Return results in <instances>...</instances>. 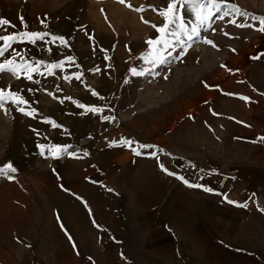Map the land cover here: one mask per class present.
Returning <instances> with one entry per match:
<instances>
[{"label":"rangeland","instance_id":"obj_1","mask_svg":"<svg viewBox=\"0 0 264 264\" xmlns=\"http://www.w3.org/2000/svg\"><path fill=\"white\" fill-rule=\"evenodd\" d=\"M170 2L0 0V37L43 34L0 40L18 68L0 89L27 101L0 108V167L16 170L0 175V264H131L155 248L186 264V171L205 146L230 151L264 69V0H215L203 23L177 5L186 31L170 26L154 66L147 41Z\"/></svg>","mask_w":264,"mask_h":264},{"label":"crops","instance_id":"obj_2","mask_svg":"<svg viewBox=\"0 0 264 264\" xmlns=\"http://www.w3.org/2000/svg\"><path fill=\"white\" fill-rule=\"evenodd\" d=\"M256 80L238 128L231 129V152L205 146L197 171H186L193 217L186 222V264H264V69ZM91 257L80 262L78 255L75 264H111L105 253ZM133 258L131 264H176L174 251L158 248Z\"/></svg>","mask_w":264,"mask_h":264},{"label":"snow or ice","instance_id":"obj_3","mask_svg":"<svg viewBox=\"0 0 264 264\" xmlns=\"http://www.w3.org/2000/svg\"><path fill=\"white\" fill-rule=\"evenodd\" d=\"M120 3H125V0H119ZM215 3V0H171V2L168 4V7L160 12V15H162L165 18V23L162 26L157 27L156 25H152L154 28H156L157 32L160 34L156 39H149L147 41V44L149 45V59L146 60L147 63H151L154 66L161 65L167 63V57L163 55V50L168 49L172 45L170 44V41L168 39L169 36V29L171 25H178L180 30L186 31V25L184 21V15L181 13L177 7V5H181V7L189 8V11L191 13L195 14V17L197 20H199L201 23H203L206 19L209 18V15L211 14V9L213 4ZM131 7V5H129ZM205 8H208V14H205ZM137 11H143V8L136 9ZM228 13H225L227 15ZM243 14V13H241ZM223 19V17H220ZM253 19H258L260 22V28L258 29L261 32H264V16L262 17H256L253 16ZM23 19V18H21ZM43 23V21H41ZM145 23H149L148 21H144ZM232 23H235V21H231ZM9 22L4 19H0V26L4 24H8ZM239 27H246L247 25H238ZM192 34L196 35L197 29H192ZM23 36V38H26L30 40L31 42H35L36 39H43V34L41 33H23V34H11L7 36L0 37V40H4L7 46H11L10 42L15 41L18 37ZM171 35L179 37V32L173 31ZM225 35H228L225 33ZM62 43H66L64 41L63 37H57ZM192 39V35L188 36V40ZM207 43H212V41H206ZM6 49H0V55H3L4 51ZM170 55V53H169ZM260 57H256V59H259ZM69 60H71V57H68ZM55 66V65H54ZM11 71L13 74H16L18 71V68L15 66V62L13 60H6L4 63H0V72L4 71ZM32 71H35V68L31 69ZM134 75H145L146 73L144 71H137L136 69L131 70ZM151 71V70H149ZM28 79H31V76L28 75ZM166 78V77H165ZM240 99L248 101L249 97H243L241 96ZM5 101H11L13 104H20V103H27V101H24L21 96H19L18 93L12 92L10 90L0 89V108H4V102ZM18 111L25 112V109L18 108ZM92 111H95L96 109H90ZM5 114H8V110L5 109ZM27 115H32L31 112H25ZM43 147V146H41ZM142 147H147L142 146ZM60 148L59 146H56L53 151L52 155L57 156L59 154ZM16 170L12 168V166L6 165L4 167H0V175H8L10 172H15ZM9 179H11V176H8ZM198 187V185H196ZM207 191H211V189H206Z\"/></svg>","mask_w":264,"mask_h":264}]
</instances>
